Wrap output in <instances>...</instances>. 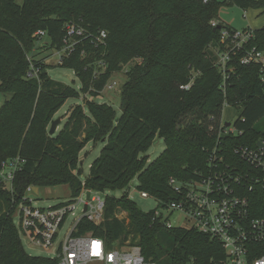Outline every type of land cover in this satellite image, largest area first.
<instances>
[{"label":"trees","instance_id":"16d2710c","mask_svg":"<svg viewBox=\"0 0 264 264\" xmlns=\"http://www.w3.org/2000/svg\"><path fill=\"white\" fill-rule=\"evenodd\" d=\"M227 3L264 11V0ZM218 8L213 0H0V92L7 96L0 107V163L24 159L11 190L0 182V264H57L23 249L12 215L27 186L68 184L72 198L82 185L100 194L127 189L134 177L136 188L155 198L157 207L143 211L126 190L118 197L106 194L102 220L95 224L82 217L73 234L92 233L108 247L138 245L157 264L224 262L218 240L194 228L167 227V217L155 216L156 209L178 199L170 178L185 182L206 175L214 150L222 157L218 168L248 170L235 147H256L264 139V132L254 127L264 115L257 66L235 62L234 72L224 79L214 65L211 48L218 44L220 30L211 21H216ZM70 22L95 36L104 30L106 37L79 41L60 66L72 69L81 91L91 97L126 66L120 114L91 99L87 112L76 104L62 128L50 135L55 113L79 92L52 79L39 55L62 47ZM38 30L45 32L42 44L34 36ZM250 45L264 49V27L253 29ZM31 64L36 75H29ZM224 102L241 107L242 116L234 122L240 134L218 135L208 129L218 124ZM156 136L165 147L148 162L142 153ZM98 141L103 147L81 182L80 153ZM242 191L252 216L264 218V186ZM256 247V255L264 254V240Z\"/></svg>","mask_w":264,"mask_h":264},{"label":"built area","instance_id":"2783aa9c","mask_svg":"<svg viewBox=\"0 0 264 264\" xmlns=\"http://www.w3.org/2000/svg\"><path fill=\"white\" fill-rule=\"evenodd\" d=\"M209 0H203L207 2ZM211 24L216 26L217 21ZM219 42L212 47L215 54L214 65L225 79L234 72L235 62L244 66L255 65L264 92V49L250 45L253 29L242 30L230 27H220ZM34 36L39 39L45 32L38 30ZM106 32L100 30L96 36L86 32L79 24L73 22L65 25L63 45L54 50L58 63L74 52L76 44L84 39L101 42ZM134 62L141 63V59ZM33 69V65L31 64ZM36 75L32 70L29 75ZM114 83V82H113ZM108 83V87L112 84ZM191 83L182 86L188 88ZM224 91V84H222ZM229 106L223 103L222 108ZM229 122V126L226 123ZM209 130H216L219 134H240L234 122L226 121L223 114L217 125H211ZM234 152L247 163L248 170L224 166L218 168L222 157H217L215 150L209 157L210 169L199 179L185 182L169 179L172 190L178 199L168 204L170 210H178L191 221L189 228L208 234L218 240L225 250V260L222 264H264V254L256 255L257 245L264 240V218L252 216L250 203L242 189L245 186L252 189L254 185L264 186V139L258 141L256 147L237 146ZM24 159L19 156L0 163V182L5 183L11 190L12 180L20 170ZM89 197L86 198V192ZM34 192L33 186H27L23 196L17 203L12 217H17L16 228L21 240L30 246H36L51 253L49 258L57 260V264H157L146 259L138 245H115L108 247L100 237L85 233L73 234L76 225L82 217L98 224L102 220L104 198L98 192L86 189L85 198L76 195L56 205L46 208L36 207L34 199L27 194ZM141 197L149 196L140 192ZM81 204L79 215L75 208ZM86 205V209H84ZM155 216L166 217L156 209ZM68 217H73L72 223L65 229ZM167 227H172L167 221Z\"/></svg>","mask_w":264,"mask_h":264},{"label":"rangeland","instance_id":"374dc122","mask_svg":"<svg viewBox=\"0 0 264 264\" xmlns=\"http://www.w3.org/2000/svg\"><path fill=\"white\" fill-rule=\"evenodd\" d=\"M219 3V8L217 12V24H222L227 27H234L237 30H242L243 28H252L257 29L264 27V11L259 8H246L243 9L235 4H228L227 0H213ZM46 38L41 39V44L46 42ZM54 50L43 51L40 53L39 57H44L45 63L49 65L47 67V73L49 76L57 81H60L66 85H69L76 89L78 93L77 98H68L64 102V104L59 108V110L55 113L53 119H60V122L56 126V132L60 130L67 119L69 113L72 110V107L76 104H79L85 112L86 110V101L94 100L99 103H107L110 104L117 112L120 114V91L123 83L126 80V66H122V69L113 72L107 81V84H112V87H108L106 84L100 91L98 96L91 97L87 92L81 91V84L74 71L70 68L60 66V63L57 61V57L53 55ZM114 82V83H113ZM109 84V85H110ZM0 92V107L2 106L5 98ZM223 118L226 121L235 122L242 116L241 107L233 108L229 106H225L222 111ZM50 127V124L49 126ZM255 129L264 132V115L254 124ZM104 142L98 141L96 143L89 142L83 148L80 153V164L79 168L82 170V173L79 175V179L81 182L84 181L85 177L88 174L89 166L91 162L98 156L101 148L103 147ZM164 141L161 137L156 136L151 146L145 153H142V156L147 157L148 162L155 159L159 153L164 149ZM137 186V178L134 177L128 185L127 189L122 190H110L101 193L102 197L106 194L120 196L124 190L128 192V196L131 200L135 201L137 206L143 211H148L158 206V202L155 198L151 196L141 197L140 191L136 188ZM86 189L82 185V188L78 195L81 198H85ZM27 196L30 199H34V204L36 207L46 208L52 205H56L64 200L71 198V189L68 184H57L53 186H45L39 187L37 192L28 193ZM81 209V204H77L75 208L76 216L79 215ZM164 217L167 216V223H169L172 227H181V228H189L191 226V221L185 218V215L178 211L173 210L169 212L168 209L158 208ZM120 217H123L124 214L120 213ZM14 224H17V217L13 218ZM73 221V217H68L65 222L63 230H65ZM18 231V230H17ZM22 241V246L24 251L31 256H45L50 257L51 253L47 250L40 249L36 246L28 245L24 240Z\"/></svg>","mask_w":264,"mask_h":264},{"label":"water","instance_id":"95a60500","mask_svg":"<svg viewBox=\"0 0 264 264\" xmlns=\"http://www.w3.org/2000/svg\"><path fill=\"white\" fill-rule=\"evenodd\" d=\"M216 27L217 28H220V25L218 24ZM59 122H60V119L59 118L53 119L51 121L50 128H49V134L50 135L54 133V131L56 130V126H57V124ZM229 124H230L229 122L226 123L227 126H229ZM37 191H38V188L37 187H34V192H37ZM88 197H89V191L86 192V198H88ZM84 209H86V205H85Z\"/></svg>","mask_w":264,"mask_h":264},{"label":"crops","instance_id":"0c3cea01","mask_svg":"<svg viewBox=\"0 0 264 264\" xmlns=\"http://www.w3.org/2000/svg\"><path fill=\"white\" fill-rule=\"evenodd\" d=\"M230 28H233V29H235L234 27H230ZM243 29H245V28H243ZM252 29V28H251Z\"/></svg>","mask_w":264,"mask_h":264}]
</instances>
